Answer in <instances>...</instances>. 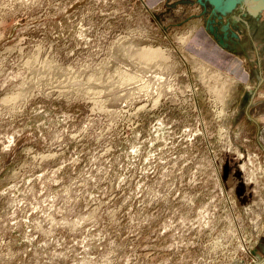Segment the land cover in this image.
I'll return each instance as SVG.
<instances>
[{
    "label": "rangeland",
    "instance_id": "rangeland-1",
    "mask_svg": "<svg viewBox=\"0 0 264 264\" xmlns=\"http://www.w3.org/2000/svg\"><path fill=\"white\" fill-rule=\"evenodd\" d=\"M227 1L0 0V264H264V38Z\"/></svg>",
    "mask_w": 264,
    "mask_h": 264
},
{
    "label": "bare ground",
    "instance_id": "bare-ground-1",
    "mask_svg": "<svg viewBox=\"0 0 264 264\" xmlns=\"http://www.w3.org/2000/svg\"><path fill=\"white\" fill-rule=\"evenodd\" d=\"M207 1H211V0H206ZM219 1V0H218ZM223 2V1H222ZM216 7H214V11L217 12L219 10V8L221 6H219V4L216 2L215 3ZM240 5V7H239ZM224 9H225V13L226 12H230V11H234V8H239L240 10L242 9V15L243 16H246V15H249L251 16V19L249 20H246L244 19L243 17H241V20L243 22V24L251 31H253L254 33H256L257 37L260 39V38H264V22H261L260 18H259V13L262 12V10H264V0H228L227 1V5L226 7L225 6H222ZM241 15V14H240ZM236 18V17H235ZM234 18V19H235ZM228 29V28H227ZM252 38V37H251ZM258 39V41H259ZM235 41V40H234ZM239 41V40H238ZM257 41V39H256ZM258 43V42H257ZM261 43V42H260ZM256 44V43H255ZM259 44V43H258ZM237 47L239 48H242L241 46H238V44H236ZM245 45H247L249 48H253L255 47L254 46V43L253 42H248L246 43ZM243 45V46H245ZM240 50V49H239ZM144 52V51H142ZM158 53V55L161 56V53L160 52H156L154 50H149V51H145V55L146 56H150L151 53ZM143 54V53H141ZM149 54V55H148ZM261 55V54H260ZM145 56V58H146ZM155 56V55H154ZM143 57V56H142ZM262 62V60H261ZM206 65V69L209 71V72H213L214 73L216 72L215 69H212V68H209V65L208 64H205ZM204 69V68H203ZM209 72H206L205 71V74L209 73ZM206 74V75H207ZM213 74V73H212ZM209 75V74H208ZM216 75V73H215ZM211 76V75H210ZM205 77V76H204ZM209 77V76H208ZM206 78V77H205ZM212 78V77H211ZM209 79V78H208ZM107 92V91H106Z\"/></svg>",
    "mask_w": 264,
    "mask_h": 264
},
{
    "label": "crops",
    "instance_id": "crops-1",
    "mask_svg": "<svg viewBox=\"0 0 264 264\" xmlns=\"http://www.w3.org/2000/svg\"><path fill=\"white\" fill-rule=\"evenodd\" d=\"M151 50H153V49H151ZM154 51L159 52V50H154Z\"/></svg>",
    "mask_w": 264,
    "mask_h": 264
}]
</instances>
